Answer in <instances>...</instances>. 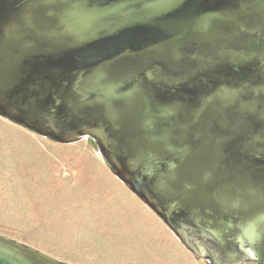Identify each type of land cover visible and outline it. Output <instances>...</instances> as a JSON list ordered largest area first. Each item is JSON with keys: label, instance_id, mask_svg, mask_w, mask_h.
<instances>
[{"label": "water", "instance_id": "95a60500", "mask_svg": "<svg viewBox=\"0 0 264 264\" xmlns=\"http://www.w3.org/2000/svg\"><path fill=\"white\" fill-rule=\"evenodd\" d=\"M0 117L90 138L200 263L264 264V0H0Z\"/></svg>", "mask_w": 264, "mask_h": 264}, {"label": "rangeland", "instance_id": "374dc122", "mask_svg": "<svg viewBox=\"0 0 264 264\" xmlns=\"http://www.w3.org/2000/svg\"><path fill=\"white\" fill-rule=\"evenodd\" d=\"M96 159L90 138L60 144L0 117V234L69 264H202L155 214L144 231L111 223L90 188L113 174L73 168Z\"/></svg>", "mask_w": 264, "mask_h": 264}, {"label": "crops", "instance_id": "0c3cea01", "mask_svg": "<svg viewBox=\"0 0 264 264\" xmlns=\"http://www.w3.org/2000/svg\"><path fill=\"white\" fill-rule=\"evenodd\" d=\"M69 146L72 145L69 144ZM96 160L97 161L90 162H85V160L76 161L73 167L75 173L77 175L82 174L83 172L81 170L90 167L91 164H96L95 162H98L102 166L105 165L103 160ZM104 176L105 179H98L95 176H91L98 179L99 183L91 186L90 191L93 192L94 197L102 198L98 200V203H102L105 212L110 218H112L110 219L111 223H115L122 227L120 229L125 231H144V229L149 228L152 224L158 223V219L154 217V213L151 209L136 197L117 177L114 175L115 178L110 177L109 175ZM108 183L111 184L112 187H108ZM129 235H131V232Z\"/></svg>", "mask_w": 264, "mask_h": 264}]
</instances>
